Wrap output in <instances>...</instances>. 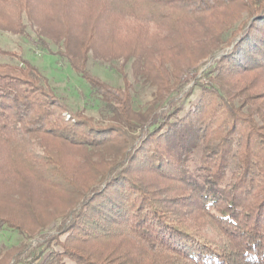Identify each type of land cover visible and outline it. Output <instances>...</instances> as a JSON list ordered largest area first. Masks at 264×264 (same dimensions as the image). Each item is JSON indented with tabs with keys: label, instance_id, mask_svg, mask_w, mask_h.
I'll use <instances>...</instances> for the list:
<instances>
[{
	"label": "trees",
	"instance_id": "1",
	"mask_svg": "<svg viewBox=\"0 0 264 264\" xmlns=\"http://www.w3.org/2000/svg\"><path fill=\"white\" fill-rule=\"evenodd\" d=\"M37 11L47 31L58 28L53 22L74 33L60 56L99 102L98 117L72 108L29 60L0 47V183L13 170L70 196L40 264H264V91L252 93L264 80V0H0V27L31 37L26 23ZM213 15L205 24H214L207 29L215 41L226 36L224 52L204 70L209 83L195 81L201 94L188 107L191 90H170L149 59L137 73L153 70L146 80L170 93L142 119L130 84L114 91L87 69L96 36L110 35L116 20ZM36 36L49 49L46 36ZM255 71L256 82L239 87ZM68 149L80 161L67 162ZM23 194L33 211L34 199ZM0 226L29 234L1 211Z\"/></svg>",
	"mask_w": 264,
	"mask_h": 264
},
{
	"label": "rangeland",
	"instance_id": "2",
	"mask_svg": "<svg viewBox=\"0 0 264 264\" xmlns=\"http://www.w3.org/2000/svg\"><path fill=\"white\" fill-rule=\"evenodd\" d=\"M71 10L72 14L69 15L73 21L69 23V27L76 28L78 15L76 11ZM222 11L224 10L220 12ZM33 15L36 16L32 17L33 21L30 24L26 23L27 32L31 37L17 33L12 27H0V47L4 51L29 60L46 76L56 94L72 108L83 109L86 114L98 117L99 102L93 99L88 84L74 72L65 57L60 56L65 51L64 40L69 39V42H73L74 33L70 31L68 35H65V31L61 32V29H58L61 27L53 22L52 26L58 28H55L56 31L52 29L47 31L48 25L43 20L46 15L42 16L40 11ZM207 19L216 20L215 15L207 16L204 21L202 20L203 22L189 19L165 24L136 20L127 23L116 20L108 28L110 35L96 36L93 42L94 48L88 54L87 69L114 91L122 89L127 83L130 84L132 109L138 118L142 119L143 115L153 107L159 110L162 98L164 97L163 100H165L169 92L165 89L161 95L158 94V87L152 81L153 75L157 76L153 70L144 71V75L146 77L148 75L152 83L148 80L149 78L146 80L141 73H137L141 70L140 66L146 69L145 63L147 64L149 59L154 70L155 66L158 67L160 78L170 90L175 88L180 91L191 90V95L184 104V107H188L189 102H195L201 94L198 85L194 84L195 81L209 83L204 70L224 52L219 42H222L226 36H218L217 41L214 35L210 38L207 27L214 24L212 22L205 24ZM38 32L46 36L45 40L49 44V49L35 43ZM203 37L202 42L194 43L197 38ZM210 47L212 49H209ZM258 74L259 72L255 71L244 76L238 84L239 87L247 84L251 86V81L257 79ZM260 81H263L260 85L254 83L256 86L252 93L264 91V80ZM65 153L70 160L67 162L80 161L81 156L75 150L68 149ZM94 160L97 158L94 157ZM70 164L72 168L75 166ZM9 173L0 183V211L17 217L18 222L24 229L29 230L30 235L26 236L15 229L0 226V263L5 254L10 253L6 255L3 264H40L42 261L40 255L46 249L45 237L62 222L70 196L68 194L57 196L31 177H26L29 176L27 174H24L23 178L22 175H14L13 170H9ZM78 180L81 184L86 177L80 173ZM22 191H24L23 195H31L34 199L33 211L24 206L23 199H18ZM39 222L42 223L41 229L36 227Z\"/></svg>",
	"mask_w": 264,
	"mask_h": 264
}]
</instances>
